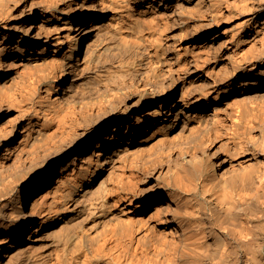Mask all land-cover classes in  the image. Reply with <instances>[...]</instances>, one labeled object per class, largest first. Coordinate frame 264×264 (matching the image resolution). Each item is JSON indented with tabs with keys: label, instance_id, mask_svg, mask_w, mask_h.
Masks as SVG:
<instances>
[{
	"label": "bare ground",
	"instance_id": "obj_1",
	"mask_svg": "<svg viewBox=\"0 0 264 264\" xmlns=\"http://www.w3.org/2000/svg\"><path fill=\"white\" fill-rule=\"evenodd\" d=\"M61 1V8L53 1V6L47 2L50 7L44 9L36 4L37 0H0V92H32L28 90L31 84L46 76L45 93L37 103L39 106H32L31 111L26 108L28 112L22 115V118L27 117L24 130L32 127L33 117L39 115V111L49 114L47 118L52 122L55 120L56 127L67 128L63 125L67 114L70 116L69 111L65 113L61 107L68 101H73V112L77 110L75 106L79 112H95L89 117L88 126H85V121L82 124L78 122L73 130L66 129L68 138L63 137L67 142L62 149L75 151L70 163L74 162L76 167L74 171L71 168L69 182L58 198L53 197L56 199L54 203L51 201L53 198L48 200L51 201L49 203L45 197L37 196L48 179L47 160L38 156L42 158L40 160L38 154L36 157L28 155L27 162L21 158L26 165H22L24 168L16 165L17 162L11 168L6 165L1 168L0 162V264H48L53 257L61 264H264V143H260L264 140L260 141L263 134L259 132L262 134L260 137L258 132L249 133L246 143L238 142L240 146H237L236 153L227 160L218 157L215 149H207L205 143L209 138H205V134L208 127L203 114L196 110L204 109L214 118L220 109L234 101L224 100L225 94L220 93L208 99L196 96L190 100L182 95L173 100L169 92L154 83L158 81L159 71L161 74L164 71L161 58L153 59L155 63L150 64L149 71H140V79L144 81L142 90L130 95V103L124 105L121 103L124 83L122 86H114V83L116 79L125 78L123 74L128 71L122 62L119 63L123 52L116 50L131 49L130 44L124 42L125 38L128 39L127 34L124 39V33L120 36L123 42L118 40L121 43H105L106 52H102L109 57L113 51L107 53V47L119 51L117 55L122 56L118 60L120 67L114 63L116 67L98 70L96 63L102 56V50L97 54V49L89 45L87 47L92 49L86 50L85 46L82 50L92 32L102 27L98 23L100 15L96 1ZM134 1L139 3V0ZM147 1L148 9L144 11H150L151 18L166 19L170 24L173 21L180 27L185 28L187 24L196 26L194 19L200 15L199 26L206 30L203 37L218 41L221 33L214 35L208 25L215 20L213 17L222 0ZM121 3L124 5L125 2ZM251 7L262 12L263 16L259 20L260 28L248 32L246 40L249 37H252V42L256 41L255 38L260 39V47L256 50L250 45L249 53L238 56L244 58L245 54L258 51L257 55L253 54L255 58L251 68L244 67L238 79L234 75L236 72L229 77L230 83H234L231 94L241 95L248 90L263 97L264 31L261 29L264 28V0H251ZM49 8L60 15L48 25L57 33V38L52 55L45 57V48L36 47L51 39L47 33L43 34ZM205 11L208 16H205ZM40 14L42 19L36 23ZM163 22L165 24V20ZM170 24L167 25L170 27ZM119 25L113 23L104 27L105 36L108 35L106 40L115 38L121 29L124 30ZM220 47L224 46L220 44ZM130 53L127 58H130ZM139 54L142 53L137 56ZM179 56L180 52H176L177 59ZM139 60L137 64L141 62ZM128 61L126 67L132 60ZM195 62L192 64H198ZM180 64L176 68H180ZM233 65L235 68L237 64ZM129 71L127 77L130 76ZM202 76L203 73H199L195 80L200 82ZM55 81L59 82L58 86H55ZM220 83L214 78L204 86L209 87V92L218 91ZM57 99L66 101L60 107L62 110L57 107L62 104ZM192 102L195 103L194 111L188 108ZM239 103L241 107L243 101ZM243 106L241 109L246 105ZM85 120L88 121L87 118ZM40 135L36 134L34 138ZM61 142L55 144L59 147ZM32 144H29L31 148ZM36 145L39 147L41 144ZM28 148L25 147L26 150ZM38 206L47 208L41 220L37 219ZM115 235L116 239L112 238Z\"/></svg>",
	"mask_w": 264,
	"mask_h": 264
},
{
	"label": "rangeland",
	"instance_id": "obj_2",
	"mask_svg": "<svg viewBox=\"0 0 264 264\" xmlns=\"http://www.w3.org/2000/svg\"><path fill=\"white\" fill-rule=\"evenodd\" d=\"M37 1H38V3H36V4H38L40 7L44 8V9L45 8L48 9V7L51 6L50 4H52L53 1L55 3V6L61 5L59 7L57 6L58 8H61L63 5V2L61 0H50V1L49 0H37ZM58 1H60V2H58ZM95 1L97 4V10H98L99 15H100L98 23H99V25L101 24L102 27L100 28L101 30L99 29V30H95L92 32L91 36L83 44L82 50H84L85 46L87 47V45L92 47L94 50L97 49V50H95V53H97V54H99V51L102 50L101 51L102 56H99L100 63H98L99 61L96 63L98 70H101V71L104 70L105 67L106 68L107 67H116V66L120 67L119 63H121V62L123 63L121 65H124V68H128V71L131 69L130 66H132V67L135 66L131 69V70L134 69V71H132V73H131V70L129 71L130 76H128V77L126 76V75H128L127 70H126V72H124L123 76L125 78H122L123 81L121 79L119 81H118V79H116L118 84H116L117 82L114 83L115 82L114 79H113L114 82H113V80H111L112 83H114V86L115 85L122 86V84L124 83L123 84L124 88L122 87L124 92H123V97L121 98L122 99L121 103H123L124 105L129 104L130 103L129 102V96L132 94L135 95V94H138L139 92H141V90H142L141 86L143 85L144 81H142L140 79V77H141L142 73L144 72L143 70L149 71L150 67L155 63L156 58L157 59L161 58L162 61L164 60L162 62V65H163L162 68L164 69V71H162L163 74H161V71H159V73H160L159 76H161L160 77L161 79L158 78L159 77L158 76L156 78V80H158V81H154V83L157 84V86L159 85L160 88L169 92L170 96L172 97L173 100H178L179 97H181L182 95H183L182 97H185L186 99H190V100H192L196 96L199 97L200 99L201 98L208 99V98H210V97L212 98L215 95H217L218 93H220L221 95L225 94L226 99H224V100L230 99V100L234 101V102L232 101L233 103L230 106L220 109L218 112V115L216 117H214L215 119L213 117H211L210 113L208 111L206 112V110H204V109L203 110H201V109L196 110V112L203 114L202 116L205 120L206 126L208 127L206 134H205V138H209L207 143H205V146L207 147V149H211V150L215 149L218 157H220L221 159H223L225 157V160H227L228 158H231V156H233L236 153L237 149L240 146L239 144L246 143L248 137L251 135V134L249 135V133L255 134V132L256 133L261 132L264 136V95H263V97H260L261 95L260 96L258 94L254 95L253 92L248 91V90L241 95H238V94L232 95L231 94V88H232V85H234V83L231 84L230 83L231 81L229 78V77H231V75L233 73L236 72L234 75L238 79L239 75L242 72V69L244 67L251 68L253 59L255 58V55H257L255 53L258 52L256 50H258V48L260 47L259 46L260 39L255 38L256 39L255 45H254L255 42H252L253 41L252 37H249L248 38L249 40L248 39L246 40V38L248 37L246 35L249 34L248 32L252 31L253 29L260 28L261 23L259 22V20L262 19V16H263L262 12L255 11L252 7L249 8V6H251V0H245V2H244V0H222V5H221L222 7L220 6V9L218 10V11H220V13L217 11L216 15H214V17H213V18H215V20L213 19L212 24L208 25L209 29L212 28L211 30H213L212 33L214 35L221 33V35H219V37H218L219 38L218 41H215V39H210L209 37L208 38L203 37L206 30L203 29L201 26H199L200 21H201L200 15L199 16L196 15V17H195L196 19H194L195 21L193 22L195 24L197 23L196 26L198 25V28H196L195 25L193 26L191 24H187L184 28V26L180 27L177 24H175L173 21H172L173 24H170L171 23L170 21H166V19H164L165 20V24H164V22H163L164 20L162 21L159 18H154L155 19L154 20L153 18H151L152 13L149 14L150 11H147V12L144 11L145 9H148L146 6V3H148L147 0H145V1L139 0V3L134 1V0H128V1H126V0L125 1L124 0H122V1L121 0H119V1L118 0H95ZM116 1H118V2H116ZM47 2L49 3L50 6L47 5L48 4ZM121 2H125L124 5ZM54 3L52 4V6L54 5ZM120 3H121V7L119 5ZM224 3H227V4H224ZM239 4H240V6H239ZM234 5L236 6L235 7L236 9H234ZM127 6H128V9H126ZM120 9H122V10H120ZM228 9H229V11H228ZM231 10H233V12ZM58 13L59 12H56L54 9H50L49 11H47V15L45 18V19H47V21L44 22V24H43L44 25L43 26V29H44L43 34L46 35V33H47L51 39L47 43H43V44L40 43L36 47V49L40 48V47H41V49L45 48V55H46L45 57H49L50 55H52V52H53L52 49L54 47V42L57 38V33H55V31H53L52 28L50 29V27L48 25L51 23V21L54 20V18H57V19L59 18L57 16L60 15V13L59 14ZM101 13H102V15H101ZM205 16H208L206 14V11H205ZM143 17H144V19H143ZM41 19H42V14H40L38 16L36 23H40ZM156 19H157V21H159V23L156 21ZM197 21H199V22H197ZM162 22H163V24H162ZM109 23L110 24L116 23L117 25L120 24L121 26L119 25V27L124 28V30L121 29L119 35H117L115 38L110 36L111 38L109 37L110 39L108 38L109 40H106L108 35L105 36L106 33H104V27L106 25H110ZM167 24H170V27ZM174 24H175V26H173ZM247 25H249V27ZM263 29H261L262 32L264 31ZM35 30H36V28H35ZM261 31H259V32H261ZM202 32H204V33H202ZM121 35H122V37L125 35H126V37L128 36L127 40L125 37H123V39L125 38L124 42H127L128 44H130L129 46L131 48L130 49L131 51L129 50V48L126 50L127 53H126V51H123L125 49H116V50H121L120 53H122V52L126 53V54L122 53V56H123L122 57V56H120L121 54L117 55L119 53V51H116L115 48L110 49V47H107V48H109V49H107V53H109L112 50L116 54L112 55L113 52L111 51L112 53L111 54L109 53V57H108V54L102 53V52H106V50H105L106 44L112 43V42H115L116 44L123 42V41H121L122 37L120 38ZM199 35H201V36L197 37ZM157 39H158V41H157ZM104 40H106V41H104ZM116 40L118 42H116ZM128 40H130L131 42ZM225 40L226 41L228 40V41L226 42ZM135 42H137V43H135ZM161 42H163V43L161 44ZM86 43H90V44H86ZM220 44H222L224 47H220ZM115 45H113V47ZM250 45L255 46L256 50H254V53L248 54L249 53L247 51V50H249L248 47L249 48L252 47ZM156 46L158 48H156ZM90 47H87L89 49H87V48H85V49L86 50L92 49ZM162 47L163 48L165 47V48L163 49ZM100 48H103V49H100ZM154 48H156V50L159 53L156 52V50ZM242 49H244L246 51H244ZM138 50H139V52H137ZM152 50H154V51H152ZM161 50H162V52H161ZM163 50L164 51L166 50L164 53L165 55L163 54V52H164ZM175 51L180 52V56L178 57V59H180V60L177 59ZM151 52L154 55L151 54ZM155 52L158 55L157 57H156ZM246 52H248L247 54H245L246 58L245 57L244 58L238 57V56H241L242 54H244ZM129 53H130V58H127V57H129V55H128ZM138 53H142V54H139L141 56V58L139 55H138L139 57L137 56ZM161 54L163 57L159 56ZM253 54H255V55H253ZM115 55H117V57ZM125 55H127V56H125ZM146 55L149 59L146 57ZM193 55L197 61L195 60ZM248 55H249V57H248ZM135 56H137V58ZM165 56H167V57H165ZM252 56H253V58H251ZM102 57H103V59H102ZM105 58H106V60H104ZM131 58H133V59H131ZM134 58H136V59H134ZM240 58H242V59H240ZM127 59L128 60L130 59L129 61L132 60L130 63L131 65L129 64L130 66H128V67H126V65H127L126 63L128 61ZM139 59H141V62H142V63L139 62L140 66H139V64H137L138 61H140ZM118 60H119V63H118ZM145 60H146V64L149 63L148 65H146L144 63ZM149 60L152 62H150ZM172 60H174V61H172ZM236 60H239V61L237 62ZM114 61H117V62H114ZM165 61L168 62V65H170L169 68H171V69L168 68L167 62L165 63ZM192 61H194V62L196 61L195 64L198 63V64H196L197 66L192 64V63H194ZM173 62H175V63H173ZM180 62H181L180 68L179 67L176 68V66H178ZM184 62H186V63H184ZM190 62H192V63L190 64ZM232 62L237 64L235 68L233 67L235 65H233ZM108 63H109V65H108ZM114 63L116 66L114 65ZM182 63L184 65H182ZM135 64H137V65H135ZM150 64H152V65L150 66ZM186 64H187V66H186ZM148 67H149V69H147ZM165 68L166 69L168 68V69L166 70ZM45 71H48V70H45ZM140 71H142V73ZM47 73L48 72H46L45 75H47ZM139 73H140V75H139ZM199 73H203V76L200 77V78H203V80H201L200 82H197V80H195V77ZM135 74H137V75H135ZM45 78H46V76L43 77V80L41 78L39 81L33 82L35 84L32 83L31 84L32 86L30 88H28V90L29 89L32 90V92L34 94H32V92H30V91H28L27 93H25V91H23L22 92L24 94L23 95L20 91H18L16 93V90L15 91L13 90L14 92H12L11 90L10 91L8 90V92H10V94L13 93L12 95L6 94V92H3V93L0 92V159H1L0 162L2 161V165H3L1 167V163H0V167L3 168L4 165H6L7 167L11 168L12 165H14L17 162L16 165L20 164V168H21L22 165L24 166V163H25V162H23V160H21V158L24 160L25 159L27 160L28 158H30L29 157L30 155H32L33 157H36V155L38 154L37 157L41 156L43 159L47 160L48 165H49L48 169L46 171V173L48 174V179L45 182L46 185L43 187V189L41 188L37 192L38 193L37 196H39L41 198L43 196V197H45L44 200L48 201V200H51L55 196H56L55 198H58V196L60 195V192L65 188V186L69 182L68 178L70 177L69 175L71 174L72 169L74 171L75 167H76L75 166L76 164L74 162L70 163L73 155L75 154V151H69L66 149H62L63 146L65 145V143L67 142V140L64 139L65 136H66V139L68 138V134H67L68 132H66V131L67 130H73L75 127L78 126V124H79L78 122H81V124H82L83 122L86 121L87 123L85 126H88L89 125V117L90 116L92 117V115L95 112H91V111L89 112V110L88 111L87 110H83V111L81 110L82 112L81 111L79 112L80 109L77 108V106H75V110L77 109L76 112H73L72 111V109H74L73 105H72L73 101L72 102L70 101L71 103L68 101V103H70V104L67 103V105H66L67 107H66L64 105V104H66V101H63L62 99H57V102L60 101L62 104L59 102V104H61V105H58V106L56 105V106L60 109V107L64 105L63 107H61L62 109L64 108L63 112L69 111L67 113H69L70 116H68V114H67V116L65 117L67 120L65 122V125H63V126H66L67 128L56 127L57 124H56L55 120H53V122H52L51 120H49L47 118V116L49 114L47 115L45 112L39 111V115H37V116L35 115V117H33L34 123H33L32 127L30 129L24 130L26 127L27 117L22 118V115L25 114L26 112H28V110L30 108L33 110L34 107L39 106L38 104L43 99V96L45 93V88H46V82L44 81ZM214 78L221 82L220 87H219L218 91L215 90V91L209 92L208 91L209 87L207 86L208 82H209V80L214 79ZM159 79H160V81H159ZM120 81H122V82H120ZM126 81H128V82H126ZM69 82H70V80L68 81V83ZM57 83L59 84L58 81H55V86H58ZM206 83H207V85L204 86ZM14 93H15V95H14ZM26 94L28 95V98L27 97L25 98V96H27ZM245 94L247 96H245ZM32 95H34V96H32ZM30 96H32L33 98L31 97L29 99ZM242 96H243V98H242ZM37 98L39 101L36 100ZM235 99H237V100H235ZM34 101L36 102L35 104H34ZM239 101H243V103H245V104L242 103V105H244V106L246 105L248 108L246 106L245 107L243 106L245 109L244 108L241 109L242 105H241V107H239L240 103H241V102L239 103ZM30 102H31V105H30ZM32 106H33V108H32ZM194 106H195V103L192 102L188 106V108L191 109V111H194L192 109V108H195ZM26 108H29V109L27 110ZM66 108L68 110H65ZM238 108H239V110H238ZM31 109L29 111H31ZM62 109H60V110H62ZM243 110H245L246 112ZM88 112L90 115L88 114ZM40 113H41V115H40ZM72 113H74L75 115ZM44 114L46 115V117ZM56 114H58V113H56ZM64 114H61V115H64ZM135 114H136V112L133 114V118L135 117ZM43 116H44V119H43ZM73 116H74V118H73ZM65 118H64V120H65ZM86 118L88 119V121L85 120ZM79 119H80V121H79ZM44 120H46V121L44 122ZM70 120H71V122H70ZM75 121L77 123H75ZM73 123H74V125H73ZM70 126H72V127H70ZM53 128H54V131H51ZM59 129L62 132H60ZM63 130H64V132H63ZM181 130L182 129H179L178 131H181ZM51 132H53L54 135L53 134L51 135ZM186 132H188V129ZM39 133L41 134L40 137L43 135L42 138L40 139V137H38V136L37 137L35 136V138H34V135H36V134L38 135ZM49 133L51 136L49 135ZM61 133L66 134V135H62ZM261 133H259L260 137L262 135ZM47 134L49 135V137L46 136ZM57 135H58V137H57ZM207 135H208V137H207ZM44 136H46L45 139H43ZM263 136L260 138V141L262 139H264ZM242 137L246 140L242 139ZM33 138L35 139V141H32ZM36 138L38 140H36ZM51 138H54L56 140L51 139ZM62 138H63V140H61ZM29 139H31V140H29ZM58 139H60V140H58ZM30 141L33 144L34 143L35 144L33 145L32 143H30ZM38 141H40V142H38ZM53 141H54V143H53ZM61 141H63L64 143ZM55 142H56V144H58V142L59 143L61 142L62 145L59 144V147H58V145H56ZM238 142H239V144H238ZM260 143L263 144L264 140L261 141ZM29 144H32V148ZM36 144H41V145H39V147H36L37 146ZM34 146H35V148H33ZM237 146H238V148H237ZM25 147L31 148L30 149L31 152H29L30 151L29 148H28V150H26ZM46 153H47V155H46ZM44 155H45V157H43ZM261 156L262 155H259V157H261ZM2 158H3V160H2ZM38 158L40 160H42V158H40V157H38ZM38 158L37 159L35 158V159L39 160ZM18 160H20V161L18 162ZM21 161H22V163H21ZM228 163H229V161H227V164ZM7 167H6V169H9ZM24 167H22V168H24ZM55 198H53L54 200H51L52 203L55 202V200H56ZM51 201H48V202L51 203ZM40 208H39V206L36 208L37 214H38L37 215L38 220H41L42 216H44V214H45V213H43L44 210H45V212H47V208L46 209L41 208L42 210ZM137 217H139V210H138ZM38 224L39 223H37L35 226H37ZM112 238L116 239V235H115V237H112ZM53 258H54L53 261L51 259L52 262H50L48 264H57L56 262H58V261L55 259V257H53ZM58 264H61V263L58 262Z\"/></svg>",
	"mask_w": 264,
	"mask_h": 264
}]
</instances>
